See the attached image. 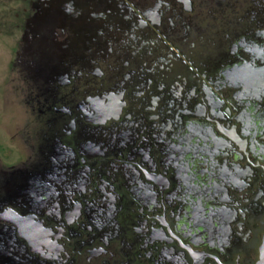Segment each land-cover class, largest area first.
<instances>
[{"label":"flooded vegetation","instance_id":"af4514ba","mask_svg":"<svg viewBox=\"0 0 264 264\" xmlns=\"http://www.w3.org/2000/svg\"><path fill=\"white\" fill-rule=\"evenodd\" d=\"M42 89L0 183V264H264V0H26Z\"/></svg>","mask_w":264,"mask_h":264},{"label":"rangeland","instance_id":"374dc122","mask_svg":"<svg viewBox=\"0 0 264 264\" xmlns=\"http://www.w3.org/2000/svg\"><path fill=\"white\" fill-rule=\"evenodd\" d=\"M26 0H0V183L3 167L17 164L34 144L36 99L42 89L24 62L27 36L20 14Z\"/></svg>","mask_w":264,"mask_h":264},{"label":"water","instance_id":"95a60500","mask_svg":"<svg viewBox=\"0 0 264 264\" xmlns=\"http://www.w3.org/2000/svg\"><path fill=\"white\" fill-rule=\"evenodd\" d=\"M261 251H262V254L264 256V240H263V245H262Z\"/></svg>","mask_w":264,"mask_h":264}]
</instances>
